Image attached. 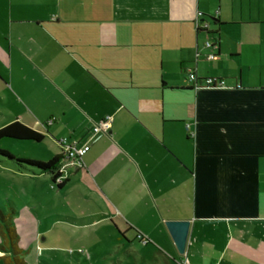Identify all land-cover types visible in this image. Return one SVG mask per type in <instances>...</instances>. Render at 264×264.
<instances>
[{"label": "crops", "instance_id": "obj_1", "mask_svg": "<svg viewBox=\"0 0 264 264\" xmlns=\"http://www.w3.org/2000/svg\"><path fill=\"white\" fill-rule=\"evenodd\" d=\"M107 116L62 187L0 164L27 264L72 242L77 264H264V0H0V128L44 136L16 157L87 144ZM167 221L191 222L183 255Z\"/></svg>", "mask_w": 264, "mask_h": 264}, {"label": "trees", "instance_id": "obj_2", "mask_svg": "<svg viewBox=\"0 0 264 264\" xmlns=\"http://www.w3.org/2000/svg\"><path fill=\"white\" fill-rule=\"evenodd\" d=\"M5 139L20 141L42 142L43 134L16 121L0 128V142ZM62 155H57L47 162L30 158H16L8 151L0 148V164L8 165L22 172H29L34 175L50 174L54 181L58 176L57 170ZM64 183L57 187H62ZM0 221L4 227V242L0 244V252L8 255L0 256L5 264H27L22 257V251L18 247V240L15 230L7 223L6 218L0 213Z\"/></svg>", "mask_w": 264, "mask_h": 264}, {"label": "built area", "instance_id": "obj_3", "mask_svg": "<svg viewBox=\"0 0 264 264\" xmlns=\"http://www.w3.org/2000/svg\"><path fill=\"white\" fill-rule=\"evenodd\" d=\"M198 27L199 22H197ZM205 29L208 28L206 24L204 26ZM213 43L207 42L206 47H212ZM215 54H211L208 56V59H214ZM188 81L194 90H199L201 88H217V89H226L227 84L224 79H215V78H207V79H199L194 70L187 71ZM112 127V117L107 116L104 119L93 125V135L90 141L87 144L82 146H78L76 142H70L67 138H62L58 141L59 145L62 149V159L59 163V167L57 170V177L53 181L54 186L61 185L68 179V169H81L84 166L83 157L88 152L92 143L98 141L101 137L107 136L110 134V130ZM138 238L145 244L147 243V239H143L141 235Z\"/></svg>", "mask_w": 264, "mask_h": 264}, {"label": "rangeland", "instance_id": "obj_4", "mask_svg": "<svg viewBox=\"0 0 264 264\" xmlns=\"http://www.w3.org/2000/svg\"><path fill=\"white\" fill-rule=\"evenodd\" d=\"M14 145H16V146H14ZM24 145H26V143L21 142V141H11L9 139H5V140H2L0 142V147L7 148V150L14 157H16V156L20 157V154H24V153H22V152H24V148H23ZM19 157H16V158H19ZM3 233H4V231H3ZM84 248L88 249L89 247L85 246ZM97 248L100 249V247H97ZM62 249H63L64 254L63 253H57V252L55 254L59 257L58 260L51 259L50 256H48L47 254H45V256H47L45 258V260H47L51 264H77L76 260L74 259V251L77 250V249H74V242H72L71 245L70 244L63 245ZM0 264H5V263L3 262V260L0 259ZM41 264H48V263L43 261ZM92 264H98V263L95 262Z\"/></svg>", "mask_w": 264, "mask_h": 264}, {"label": "water", "instance_id": "obj_5", "mask_svg": "<svg viewBox=\"0 0 264 264\" xmlns=\"http://www.w3.org/2000/svg\"><path fill=\"white\" fill-rule=\"evenodd\" d=\"M166 226L180 254H184L190 233V221H167Z\"/></svg>", "mask_w": 264, "mask_h": 264}]
</instances>
